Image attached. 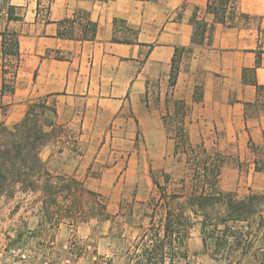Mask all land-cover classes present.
I'll return each mask as SVG.
<instances>
[{
	"label": "crops",
	"instance_id": "obj_1",
	"mask_svg": "<svg viewBox=\"0 0 264 264\" xmlns=\"http://www.w3.org/2000/svg\"><path fill=\"white\" fill-rule=\"evenodd\" d=\"M207 1L0 0V123L12 127L29 104L46 102L78 133L72 145L85 150V163L103 161L110 146L130 149L143 134L157 143L152 167H164L175 149L165 116L181 117L205 145H263L264 0H237L248 17L234 27L214 23ZM10 7L19 19H9ZM195 13L214 24L203 43L192 42ZM10 32L16 75L3 52ZM177 47L188 51L171 85ZM51 157L52 149L43 153Z\"/></svg>",
	"mask_w": 264,
	"mask_h": 264
},
{
	"label": "rangeland",
	"instance_id": "obj_2",
	"mask_svg": "<svg viewBox=\"0 0 264 264\" xmlns=\"http://www.w3.org/2000/svg\"><path fill=\"white\" fill-rule=\"evenodd\" d=\"M13 59L6 62L10 72L14 71ZM7 80L10 89L12 75ZM33 111L32 124L41 135V158L52 149L51 159L43 160L53 175L52 187L42 189L46 182L42 176L39 189L24 191L17 184L13 195L0 197V264H125L131 254L127 247L150 222L151 200L159 192L154 181L169 190H184L190 170L183 140L198 144L202 134L190 133L181 117L165 116L167 135L180 148L178 153L174 149L164 167H152L157 143L146 142L143 134L137 135L132 148L110 146L103 161L85 163L80 157L85 150L72 145L79 141L78 133L50 110L34 107ZM206 146L218 149L224 158L220 181L224 191L244 197L264 190V144ZM132 154L134 167L130 165ZM70 178L78 182L79 190L74 193L66 187ZM160 216L158 210L156 219ZM187 248L184 258L177 247L172 264H219L204 252L198 226L191 230ZM253 262L254 257L248 256L242 264Z\"/></svg>",
	"mask_w": 264,
	"mask_h": 264
},
{
	"label": "trees",
	"instance_id": "obj_3",
	"mask_svg": "<svg viewBox=\"0 0 264 264\" xmlns=\"http://www.w3.org/2000/svg\"><path fill=\"white\" fill-rule=\"evenodd\" d=\"M11 9L9 19H19ZM206 11L213 14L214 23L229 27L238 25L240 18L248 17L238 10L237 0H208ZM192 23V42L203 43L207 31H212L214 24L209 25L204 18H198L197 13ZM9 39V46L3 47V52L17 59L13 65V74L16 75L19 59L17 34L10 32ZM187 51L179 47L175 50L169 80L171 85L176 83L183 54ZM34 107H42L56 115L53 106L35 102L29 104L24 118L12 128L0 123V197L13 195L17 184H21L24 191L37 190L42 176H46L42 189L52 187L53 175L40 156V131L32 124ZM183 144L185 153L189 155V185L183 184L182 191L169 190L154 181L159 192L151 200L154 204L150 222L135 243L127 247L131 254L125 264H172L177 247L186 258L187 242L195 226L199 227L204 252L219 264H242L248 256L254 257L252 264H264V190L251 191L244 197L224 191L220 186L224 164L221 152L216 148L211 150L203 141L193 144L186 143L184 139ZM179 148V142H176L175 153ZM58 179L67 180L64 176ZM66 187L73 193L79 190L78 182L73 178L68 179ZM84 192L94 194L86 189ZM158 210L161 216L156 219ZM168 259L170 262H166Z\"/></svg>",
	"mask_w": 264,
	"mask_h": 264
}]
</instances>
